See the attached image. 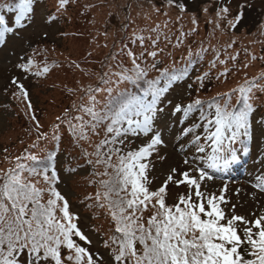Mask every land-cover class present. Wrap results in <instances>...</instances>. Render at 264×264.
Returning a JSON list of instances; mask_svg holds the SVG:
<instances>
[{
  "label": "snow or ice",
  "instance_id": "1",
  "mask_svg": "<svg viewBox=\"0 0 264 264\" xmlns=\"http://www.w3.org/2000/svg\"><path fill=\"white\" fill-rule=\"evenodd\" d=\"M36 3L0 0V46L6 47L10 38L31 25ZM69 5L70 0H58L49 20L56 19ZM125 7L129 14L123 28L127 31L135 20L131 4ZM165 7L180 10L175 23H180L187 11L186 4L178 0H166ZM153 13L167 19L139 32L133 27L127 42L118 48L113 45V51L101 61L102 69L107 67L108 71L99 74L98 84L68 89L70 94L83 92L86 103L83 96L79 97L81 103L73 100L55 117L50 131L43 130L34 111L26 113L36 133L32 145L36 151L25 150L26 155L14 158L12 167L0 170V264H264V210L247 216L238 214L227 184L218 192L207 184L214 179L211 169L238 161L241 152H250V143L264 137V116L256 119L258 106L264 104V70L253 77L245 73L243 81L228 92L208 100L198 96L187 105L175 104L167 112L172 105L167 99L170 90L189 78L193 58L207 49L201 47L194 53L189 47L178 63L175 50L185 43L189 32L197 29L184 32L181 24L180 35L173 42L169 25L174 22L168 12L153 6L151 12L142 15L151 20ZM229 14V6L220 7V19ZM240 18L238 14L229 20V26L235 28ZM192 24L197 25L195 18ZM238 55L220 59L217 53L209 71L222 65L216 79L226 80L232 72L229 61H235ZM121 56L128 58L131 67L124 66ZM257 59L264 60V56L251 55V60ZM35 63L30 56L17 67L36 76L50 71L46 66L43 71L32 72ZM248 66L246 63L243 67ZM206 79L208 72L196 77L200 88ZM12 83L18 89L13 95L26 101L31 110L24 84L16 77ZM194 112L200 113L204 124L182 129L181 135L187 137L194 128L204 127V134L194 135L189 143L207 166L185 156L184 170L169 167L164 179L153 187L158 163L168 159L162 151L166 147L167 118L180 114L187 120ZM65 131L72 152L62 144ZM136 139L142 142L133 148ZM41 141L48 145L47 151H41ZM185 148L181 143L180 150ZM89 167L92 179L88 183L95 186V191L84 200L87 207L110 222L108 230L103 225L93 229L103 239L107 259L92 250L93 240L79 226V214L70 210L69 200L60 190L64 179ZM170 185L183 186L186 191L177 195ZM252 187L253 200L257 193L264 194V174L255 177ZM239 193L237 189L236 195Z\"/></svg>",
  "mask_w": 264,
  "mask_h": 264
},
{
  "label": "rangeland",
  "instance_id": "2",
  "mask_svg": "<svg viewBox=\"0 0 264 264\" xmlns=\"http://www.w3.org/2000/svg\"><path fill=\"white\" fill-rule=\"evenodd\" d=\"M241 1L187 0L184 3L187 11L183 14L180 23H175L176 18L181 15L180 10L176 7L166 8V0H70V5L66 10H61L57 18L51 21L49 16L55 14L58 0H37L31 25L20 31L17 36L10 38L6 47L0 46V170L12 167L16 156H24L26 155L25 150L30 152L33 149L36 133L33 122L26 113L34 111L45 130L53 123L56 116L72 104L73 100L81 103L79 97L84 93L70 94L68 89L97 84L99 74L102 71H108L107 67L102 69L101 61H104L105 57L113 51V45L118 48L122 44L123 33L131 35L132 27L137 30L146 29L153 26L155 22L167 19L163 15L157 16L153 13L152 19L146 20L142 13L151 12L153 6L161 8L162 12L165 10L168 12L174 22L170 24L171 27L181 24L184 29L196 27L197 30L192 36H195L198 41L220 49L235 41L232 48L226 47L227 51H239L240 56L237 57L239 60L242 59L241 64L244 62L249 64L245 71L252 77L259 75L264 70V60L253 61L251 55L264 56V6H262L264 0H246L250 11H252L251 5L257 9V15L260 18L255 24L232 28L228 21L234 19L232 11L238 10L237 5ZM179 2L182 3L183 0ZM128 4H131V17L135 20V24L125 31L123 26L128 23L129 14L125 6ZM223 5L230 8V14L226 19H220L219 16V9ZM205 8L207 12L204 11ZM193 18L197 20L195 26L192 24ZM217 21H219V27H217ZM170 26V34L174 42L179 33H171V30L176 28L171 29ZM178 29L181 30V27ZM177 49H180L179 55H185V43ZM177 49L175 59L179 63V55L176 56L179 51ZM169 50H172L171 46ZM227 51L222 53L224 57ZM38 52L39 55H36ZM90 52L91 55H89ZM29 53L36 62L32 72L43 71L45 66L50 69L43 75V78L42 76L35 77L31 73H23L21 69H18L17 63L26 60ZM42 56L48 57L45 59ZM122 58L123 56L120 57L123 61ZM47 59L48 62L45 61ZM202 62L206 64V60ZM73 64L74 66H71ZM77 64L80 67H76ZM111 64L115 65L116 61H111ZM206 66L209 67L208 63ZM221 67L222 65L217 64L218 69ZM201 68L194 69L192 74H189V78L177 83L170 90L167 99L172 101V105L166 109L167 112H171L172 107L177 103L187 104V99L198 87L193 80L201 75L199 74ZM14 77L19 78L28 90L33 106L31 110L26 107V101L22 102L13 95L18 92L16 85L9 88L13 84ZM83 98V102L86 103L87 96L84 95ZM260 112L261 114L257 111V120L260 116H264V111ZM194 121L193 116L185 120L180 114L167 118L166 147L162 151L168 159L163 163H158L154 172L153 187L164 179L169 167L184 170L185 156L195 159L197 164L207 166L206 161L200 159L201 154L196 153L195 148L190 145L191 134L187 137L181 135V130L190 126ZM202 129L203 126L196 129L200 132L198 135H203ZM64 133L67 135L66 131ZM94 139L99 138L94 137ZM141 142L140 139H136L131 147L134 148ZM181 143L186 145L183 152L180 150ZM84 147H88L86 142ZM249 147L250 152H241L240 159L233 164L220 169H211L214 179L207 181L209 189L217 192L224 184H227L232 202L238 205V214L246 216L254 211L259 214L258 209L264 210V194L257 193L255 200L252 199V193L255 191L252 187L255 177L264 174V137L250 143ZM75 150L79 152L78 148ZM239 167H241L240 172ZM91 171L89 167L78 175L64 179L60 190L69 200L70 210L79 214V226L93 240L92 250L105 254L107 259L103 239L93 229L103 225V228L108 230L110 222L98 211L87 207L84 200L88 193L95 191V186L88 183L92 179L89 176ZM63 175L62 172V178ZM170 189L177 195L186 191L183 186L177 188L170 185ZM237 189L240 190L239 196L236 195ZM172 202L169 201V203Z\"/></svg>",
  "mask_w": 264,
  "mask_h": 264
},
{
  "label": "trees",
  "instance_id": "3",
  "mask_svg": "<svg viewBox=\"0 0 264 264\" xmlns=\"http://www.w3.org/2000/svg\"><path fill=\"white\" fill-rule=\"evenodd\" d=\"M186 1L187 0H183L182 3H185ZM178 2H179V0H178ZM251 6H252V11H250L249 8L247 7L246 0H242L241 3L239 5H237L238 10L232 11V14L234 16V19H235V17L238 14L241 16V18L238 21V23L236 24V26H238V27L243 26L244 27L247 24L253 25V24H255L259 20L260 17L257 15L258 12H257L256 7L253 6V5H251ZM258 6H260V5H258ZM262 6H264V5H262ZM258 11H260V9H258ZM180 26H176V27H171L170 26L171 29L176 28L174 30H171L172 31L171 33H179V35H180V31L181 30L178 29V27H180ZM190 29L191 28H188V29H184L183 28L182 31L189 32ZM140 30L141 29H138L137 31H140ZM192 34H193V32H189V35L185 39L186 53H185L184 56L187 55V52H188V48L189 47L192 49V51L194 53L198 52V50L201 47L207 49V51L203 55H200V56H197V57L193 58L192 65L188 69L189 74L190 73L192 74V71L194 69L196 70V69H200L202 67L201 68V73H199V74L202 75V73L208 72L209 73V79H206L205 80L204 87L203 88H200L199 85H198V82L196 80V77H195V79L193 80V82L195 81L197 83V86L198 87L193 90V92L191 93V95L187 99V104L190 103V102H192L198 96L200 98L204 99V100H208L209 98L216 96L217 93L228 92L230 89L235 88L238 84H240L243 81L244 77H245V73H247L245 71L246 68L243 67L244 64L247 63V62H244L243 64H241L242 59L239 60L238 57H237L236 60H238V61L235 60L236 61V62L234 61L235 63L233 61H231V60L229 62L230 64L228 66L230 68H232V72L229 74L228 78L226 80L223 79V78H221L220 80H217L216 79V76L218 75L219 71H221L223 69V66L220 69L217 68V70L212 69L211 71H209L210 68H211V62L216 58L217 53H219V58L220 59H224L229 54L235 55L236 53H239V51H236V50H234L233 52L227 51L228 50V49H226L227 46L221 47V49L220 48H215L214 46H211L210 44H207V43L198 41L195 36H192ZM129 36H130L129 34L127 35L126 33H123V36L121 38V43L127 42V37H129ZM129 46H131L134 49L136 48L135 45H131L130 44ZM177 50H179V51H178V53H177L176 56H178L180 54V49H177ZM44 51H46V50H44ZM224 51H227L225 53V57L222 55V53ZM36 55H39V52ZM30 56L32 57V55L29 53L28 56H27V58L30 57ZM42 57H44L46 59L48 56H42ZM180 57H181V55L178 56L179 60H180ZM122 59H123L122 62L124 64V66L131 67V63H130V61L128 60V58L126 56H123ZM202 60H206V64H204L202 62ZM45 61L48 62V59L45 60ZM108 63H111V61H108ZM207 63H208V66H209L208 68L206 66ZM71 66H74V64L71 65ZM116 70H118V69H116ZM213 70H214V72H213ZM22 72L23 73H26L23 70H22ZM197 72H200V71H197ZM34 76L36 77V75H34ZM41 76L43 78V75H41ZM247 76L248 77H252V75L249 74V73H247ZM255 76H257V75H255ZM96 83L98 84L99 81L97 80ZM11 87H15V85L12 84L11 86H9V88H11ZM257 95L258 96H261L262 94L257 93ZM82 96H84V94ZM233 103H235V99L233 100ZM263 105L264 104H261V105L258 106V112H259V114H261L260 111H264V109H262L263 108ZM204 111L207 112V106H205ZM190 116H193V118L195 119V121L193 123L191 122V125L188 126V127H192L194 124H204V121L200 119V113L199 112H194L193 114H190ZM51 125H52V123L44 131H50L51 130ZM196 129L197 128H194L193 133L191 134V138L190 139H193V136L194 135H198L200 133ZM204 131L205 130H204V127H203V129H202L201 132L204 134ZM63 136H64V138H63L62 144H63L64 148L66 149L67 152H72L73 149L70 148V147H68V137H67V135L64 133ZM35 138H36V136H35ZM57 143H58V146H59L60 143H61V141H58ZM238 147H240V145H237V148ZM47 149H48V145L45 144L43 141H41V151L42 152L43 151H47ZM35 151H36V149L33 148L29 153H35ZM75 152L78 153L76 150H75ZM63 159L66 160L67 159V156L65 155ZM25 162H27V161H25ZM61 163H63V161H61ZM58 167H59V164H58Z\"/></svg>",
  "mask_w": 264,
  "mask_h": 264
},
{
  "label": "bare ground",
  "instance_id": "4",
  "mask_svg": "<svg viewBox=\"0 0 264 264\" xmlns=\"http://www.w3.org/2000/svg\"><path fill=\"white\" fill-rule=\"evenodd\" d=\"M21 61H22V60H21ZM21 61H19L18 63H20ZM18 63H17V64H18ZM18 69H20V68H18ZM68 69H69V68H68ZM68 69H67V70H68ZM81 70L83 71L84 69L81 67Z\"/></svg>",
  "mask_w": 264,
  "mask_h": 264
}]
</instances>
